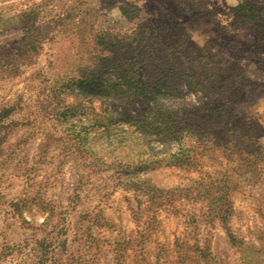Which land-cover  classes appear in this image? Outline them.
<instances>
[{"label": "rangeland", "instance_id": "obj_1", "mask_svg": "<svg viewBox=\"0 0 264 264\" xmlns=\"http://www.w3.org/2000/svg\"><path fill=\"white\" fill-rule=\"evenodd\" d=\"M0 264H264V0H0Z\"/></svg>", "mask_w": 264, "mask_h": 264}, {"label": "trees", "instance_id": "obj_2", "mask_svg": "<svg viewBox=\"0 0 264 264\" xmlns=\"http://www.w3.org/2000/svg\"><path fill=\"white\" fill-rule=\"evenodd\" d=\"M131 73H132V72H131V70H130V71L127 72V75H128V74H131ZM139 94H140V93H139ZM142 128H143V127H140V128H138V129H142Z\"/></svg>", "mask_w": 264, "mask_h": 264}]
</instances>
